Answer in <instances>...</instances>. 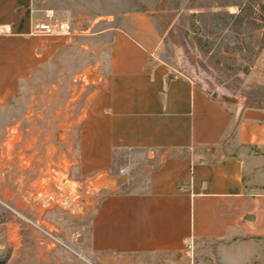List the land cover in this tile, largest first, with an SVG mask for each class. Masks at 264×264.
Returning <instances> with one entry per match:
<instances>
[{"label": "crops", "instance_id": "obj_1", "mask_svg": "<svg viewBox=\"0 0 264 264\" xmlns=\"http://www.w3.org/2000/svg\"><path fill=\"white\" fill-rule=\"evenodd\" d=\"M55 8L0 0V109L75 38L65 19L62 31L34 32ZM141 17L121 12V25L105 32L100 81L91 82L70 148L86 178L107 174L111 185L127 175L98 204L91 249L171 253L174 264H264V105L224 101L157 58L158 33ZM123 153L150 160L134 176Z\"/></svg>", "mask_w": 264, "mask_h": 264}, {"label": "rangeland", "instance_id": "obj_2", "mask_svg": "<svg viewBox=\"0 0 264 264\" xmlns=\"http://www.w3.org/2000/svg\"><path fill=\"white\" fill-rule=\"evenodd\" d=\"M50 1L75 38L0 109V264H174L171 253L91 249V220L112 186L104 182L107 174L86 178L73 164L71 150L94 86L83 73L98 71L99 51L110 47L105 32L121 25L119 14L134 13L157 31V58L215 95L264 105V0ZM149 160L121 154L134 176ZM40 191L54 199L45 204ZM186 256L192 260L190 252Z\"/></svg>", "mask_w": 264, "mask_h": 264}, {"label": "built area", "instance_id": "obj_3", "mask_svg": "<svg viewBox=\"0 0 264 264\" xmlns=\"http://www.w3.org/2000/svg\"><path fill=\"white\" fill-rule=\"evenodd\" d=\"M63 22H61L58 18L54 16L53 13L48 14L47 18L44 20H40L34 23V32L36 33H43V34H52L58 31H61L63 27ZM37 197L40 198V200H43L45 204L50 203L51 200L54 199V194L51 193H44L43 191H40L37 193ZM62 201L65 204L74 205L75 200H71L70 197L64 196L62 197Z\"/></svg>", "mask_w": 264, "mask_h": 264}, {"label": "water", "instance_id": "obj_4", "mask_svg": "<svg viewBox=\"0 0 264 264\" xmlns=\"http://www.w3.org/2000/svg\"><path fill=\"white\" fill-rule=\"evenodd\" d=\"M83 74L87 78L92 79L93 82L95 81V79H98V78L101 77L99 73L93 71L92 69H86ZM219 97L222 100L230 102V103H237V102L240 101V97L239 96L231 95V94H220ZM126 181H127V175L123 174V175H121L119 177L111 179V186L114 187V186L122 184V183H124Z\"/></svg>", "mask_w": 264, "mask_h": 264}, {"label": "bare ground", "instance_id": "obj_5", "mask_svg": "<svg viewBox=\"0 0 264 264\" xmlns=\"http://www.w3.org/2000/svg\"><path fill=\"white\" fill-rule=\"evenodd\" d=\"M63 27H64V25H63ZM63 27H62V29H63ZM104 182H106L105 180H104ZM107 183V182H106ZM37 200V199H36Z\"/></svg>", "mask_w": 264, "mask_h": 264}]
</instances>
